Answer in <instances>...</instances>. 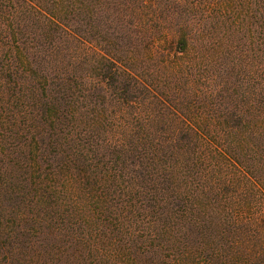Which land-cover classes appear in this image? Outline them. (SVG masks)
<instances>
[{
	"label": "trees",
	"instance_id": "obj_1",
	"mask_svg": "<svg viewBox=\"0 0 264 264\" xmlns=\"http://www.w3.org/2000/svg\"><path fill=\"white\" fill-rule=\"evenodd\" d=\"M113 5L147 27L140 0ZM92 6L0 0V264L54 250L66 264H153L156 238L169 242L176 220L199 225L213 203L249 212L235 218L249 226L233 232L240 264H264V77L241 85L246 110L213 91L179 107L88 40L84 22L105 10Z\"/></svg>",
	"mask_w": 264,
	"mask_h": 264
},
{
	"label": "rangeland",
	"instance_id": "obj_2",
	"mask_svg": "<svg viewBox=\"0 0 264 264\" xmlns=\"http://www.w3.org/2000/svg\"><path fill=\"white\" fill-rule=\"evenodd\" d=\"M86 2L105 7L102 15L84 22L88 40L119 54L159 96L170 97L180 107V103L186 105L188 96L213 91L216 99L221 97L239 109H247L251 93L241 85L251 78L253 86L255 80L260 84L264 77V0H140L145 6L146 28L139 23L138 9L117 12L114 0ZM156 3H160L161 11L155 16L152 6ZM169 12H173L171 17ZM183 36H188L190 44L186 56L179 45ZM74 47L69 49L74 51ZM243 93L246 98L240 97ZM155 108L161 110L159 104ZM170 123V119L160 121L157 128L162 131L163 125ZM216 204L206 209L199 225L189 219L171 223L169 242L156 238L153 264H240L247 255L245 251L239 255L241 239L233 232L240 227L249 230V212L216 209ZM256 210L258 217H264V202ZM239 215H244L239 221H247L241 226L235 224ZM244 242L245 250L250 242ZM56 244L49 243L51 247ZM54 255L56 250L45 264H66L52 259Z\"/></svg>",
	"mask_w": 264,
	"mask_h": 264
}]
</instances>
